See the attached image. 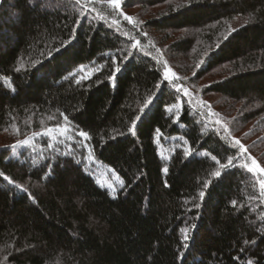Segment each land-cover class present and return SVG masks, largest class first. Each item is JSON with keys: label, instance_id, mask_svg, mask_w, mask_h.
<instances>
[{"label": "trees", "instance_id": "16d2710c", "mask_svg": "<svg viewBox=\"0 0 264 264\" xmlns=\"http://www.w3.org/2000/svg\"><path fill=\"white\" fill-rule=\"evenodd\" d=\"M166 1L0 0V172L13 181L0 176V264H264V172L203 98L264 120V0H186L146 21L188 30L173 50L193 52L200 92L125 19ZM63 127L53 152L41 134Z\"/></svg>", "mask_w": 264, "mask_h": 264}, {"label": "rangeland", "instance_id": "374dc122", "mask_svg": "<svg viewBox=\"0 0 264 264\" xmlns=\"http://www.w3.org/2000/svg\"><path fill=\"white\" fill-rule=\"evenodd\" d=\"M185 1L186 0H169L164 2V4L152 6L153 8L133 4L132 6L126 8L125 11L131 15V18L133 17L135 19V22H137L140 27L143 26V32L146 33L153 42L158 44L163 52V55L167 58L171 68L179 73V75H183V78L187 80L189 87L195 88V90L200 92L206 87V85H208L209 78L201 77L197 71L196 65L190 61V58L193 56V52L187 54L181 53L182 51L179 53V50L177 49H175V51L173 50L175 42L181 41L189 36L188 30H182L180 32H173L171 30L155 31L145 27L147 25L146 21L152 15L154 16V13L159 10H164L166 5L173 7L175 4L180 5ZM239 22L244 21L239 20ZM187 59L189 60L191 68H189V64L186 66ZM203 98L213 109L223 113L225 116H223V118L229 122L228 126L234 129L232 136L239 140L244 148H246L256 159L257 164L264 168V120L259 119L258 117L257 119H252L244 123L240 119H234V113H236V111L231 112L229 108L230 106L227 104L228 102L221 100L218 95L209 94L207 96H203ZM64 129L65 128L63 127L52 129L53 131L51 132L48 131L49 129L43 131L41 135L46 136V144L49 150L59 152L64 151L65 148L67 149L66 140L70 139L71 136L68 132H65ZM27 141L30 142L32 139ZM49 145H51V147ZM40 148H42V146H40ZM95 174L100 177V181L107 183V181L110 180L105 170L98 169Z\"/></svg>", "mask_w": 264, "mask_h": 264}, {"label": "snow or ice", "instance_id": "6c2138e0", "mask_svg": "<svg viewBox=\"0 0 264 264\" xmlns=\"http://www.w3.org/2000/svg\"><path fill=\"white\" fill-rule=\"evenodd\" d=\"M31 2H32V0H30V3H31ZM109 3L115 4L117 8H119V6H120V0H109ZM125 19H127V20L130 21L132 18L126 16ZM133 47H135V45H133ZM113 62L115 63V58H113ZM198 67H199V66H198ZM121 71H122V69H121L120 67H116V68L114 69V73H113V77H112V79H115V75L118 74V73H120ZM167 78H168V73L166 72V73H165V79L167 80ZM145 114H146V113H145ZM64 119H65V121L68 120V118H67L66 116L64 117ZM140 119H142V117H140V116L136 117V121H139ZM178 120H179V117H177V121H178ZM134 127H135V122H134L133 128H129V132H132L133 129H134ZM48 131L51 132V131H53V130H52V129H49ZM64 131H65V132L68 131L67 127H65ZM78 135H79L80 137L85 138V139H88V138H89L87 132H82V131H81V132L78 133ZM235 143H236V144H239L240 147H241V149L244 148V146H243L242 144H240V141H239V140H236ZM49 146L51 147V145H49ZM190 154H191V153L188 152V150H185V155H186V156H188V155H190ZM213 159H215V157H213ZM216 162H217V163H220L219 160H217ZM251 162H252V165H253L252 168H247V165L244 166L245 168H247V170H248L249 172H264V168H261L260 165H258L257 162H256L254 159H252ZM232 164H233V159H232L231 157H229V158H228L227 166L224 165V164H220V167H221V169H225V170H227V167H228V166H231ZM164 171L167 172L168 169L165 168ZM215 175H216L217 177H219V176L222 175V173H221V172H217ZM0 176H3V179H4L5 181H7L8 183H10V184L13 183V181H12L7 175H4V173L0 172ZM259 184H260V188H261V195L264 196V179H260V180H259ZM16 187H19V185H16ZM200 195H201V197L203 198L204 193L201 192ZM235 203H236V202L233 201V204H235ZM196 206L199 207V205H196ZM181 232L184 233V239H185V241H187V240L189 239V237H188V235H187L188 228L186 227V228L181 229ZM185 247H187V245H185Z\"/></svg>", "mask_w": 264, "mask_h": 264}]
</instances>
